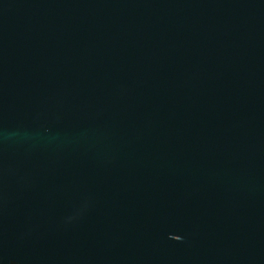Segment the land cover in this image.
I'll return each mask as SVG.
<instances>
[{
    "label": "water",
    "instance_id": "95a60500",
    "mask_svg": "<svg viewBox=\"0 0 264 264\" xmlns=\"http://www.w3.org/2000/svg\"><path fill=\"white\" fill-rule=\"evenodd\" d=\"M0 264H264V0H0Z\"/></svg>",
    "mask_w": 264,
    "mask_h": 264
}]
</instances>
